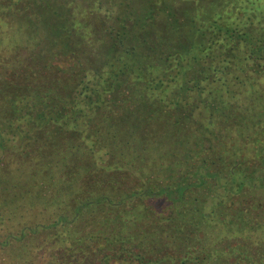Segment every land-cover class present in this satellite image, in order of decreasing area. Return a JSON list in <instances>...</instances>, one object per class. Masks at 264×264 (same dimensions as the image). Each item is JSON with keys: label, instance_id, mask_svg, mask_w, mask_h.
<instances>
[{"label": "trees", "instance_id": "1", "mask_svg": "<svg viewBox=\"0 0 264 264\" xmlns=\"http://www.w3.org/2000/svg\"><path fill=\"white\" fill-rule=\"evenodd\" d=\"M49 234L264 264V0H0V251Z\"/></svg>", "mask_w": 264, "mask_h": 264}, {"label": "rangeland", "instance_id": "2", "mask_svg": "<svg viewBox=\"0 0 264 264\" xmlns=\"http://www.w3.org/2000/svg\"><path fill=\"white\" fill-rule=\"evenodd\" d=\"M149 205L152 210L159 214L167 208L162 199H155ZM98 247H102V242L90 245L89 249ZM76 251L74 244L66 243L65 240L58 238L55 234L36 235L29 246H26V252L21 258L17 250H11L8 253H1L2 251H0V264H101L103 262L101 259H96L97 251L91 252L86 258H75ZM119 261L121 260H112L108 264H135L129 263L132 261H123V263Z\"/></svg>", "mask_w": 264, "mask_h": 264}]
</instances>
